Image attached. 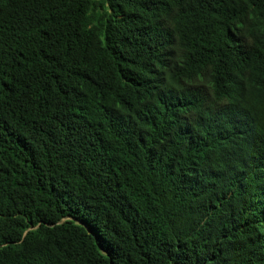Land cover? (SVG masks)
Wrapping results in <instances>:
<instances>
[{
  "label": "trees",
  "instance_id": "16d2710c",
  "mask_svg": "<svg viewBox=\"0 0 264 264\" xmlns=\"http://www.w3.org/2000/svg\"><path fill=\"white\" fill-rule=\"evenodd\" d=\"M0 264H264V0H0Z\"/></svg>",
  "mask_w": 264,
  "mask_h": 264
}]
</instances>
